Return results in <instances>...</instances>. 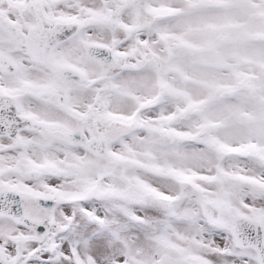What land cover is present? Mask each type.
Masks as SVG:
<instances>
[{
  "label": "snow or ice",
  "instance_id": "obj_1",
  "mask_svg": "<svg viewBox=\"0 0 264 264\" xmlns=\"http://www.w3.org/2000/svg\"><path fill=\"white\" fill-rule=\"evenodd\" d=\"M0 264H264V0H0Z\"/></svg>",
  "mask_w": 264,
  "mask_h": 264
}]
</instances>
